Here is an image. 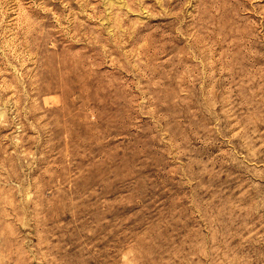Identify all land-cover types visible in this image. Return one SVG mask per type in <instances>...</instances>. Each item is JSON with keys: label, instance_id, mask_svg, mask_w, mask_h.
<instances>
[{"label": "rangeland", "instance_id": "rangeland-1", "mask_svg": "<svg viewBox=\"0 0 264 264\" xmlns=\"http://www.w3.org/2000/svg\"><path fill=\"white\" fill-rule=\"evenodd\" d=\"M0 264H264V0H0Z\"/></svg>", "mask_w": 264, "mask_h": 264}]
</instances>
